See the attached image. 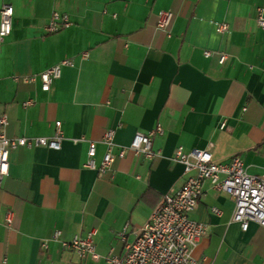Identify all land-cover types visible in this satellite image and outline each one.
I'll return each instance as SVG.
<instances>
[{
	"label": "crops",
	"instance_id": "obj_1",
	"mask_svg": "<svg viewBox=\"0 0 264 264\" xmlns=\"http://www.w3.org/2000/svg\"><path fill=\"white\" fill-rule=\"evenodd\" d=\"M4 4L13 16L0 41V117L7 120L0 134L52 138L59 122L63 140L59 151L9 152L0 184V264H106L123 251L120 234L131 243L161 199L184 183L178 147L210 145L213 162L237 157L264 181V30L256 24L264 0H0V9ZM165 11L173 13L168 36L155 28ZM53 13L69 25L47 34ZM222 23L225 34L216 32ZM204 51L226 59L219 64ZM63 60L72 66L43 92L39 75ZM157 127L163 134L152 137V160L127 150L135 134ZM108 130L112 154L127 150L124 157L103 173L87 169L88 143L96 145L98 165ZM233 211L228 196L203 184L189 215L207 228L192 251L197 264H264V228L249 223L242 231ZM91 230L98 260L62 247Z\"/></svg>",
	"mask_w": 264,
	"mask_h": 264
},
{
	"label": "built area",
	"instance_id": "obj_2",
	"mask_svg": "<svg viewBox=\"0 0 264 264\" xmlns=\"http://www.w3.org/2000/svg\"><path fill=\"white\" fill-rule=\"evenodd\" d=\"M13 8L4 4L0 9V41L11 33V21ZM173 19L170 11L161 12L157 16L156 30L169 35V28ZM256 24L264 30V13L262 9L256 10ZM69 25L67 16L53 13L45 26L47 34H54L61 28ZM216 32L225 34L228 32L226 24H216ZM218 55V63L223 64L226 56L204 51L206 58ZM70 60H63L48 68L39 75L41 90L47 92L53 81L59 79L61 69L71 67ZM24 83H30L33 78H24ZM14 82L18 79L14 78ZM31 101L25 102L23 107H28ZM7 123L6 117H0V128ZM223 125H221L222 127ZM56 132L52 138H14L7 139L0 134V184L8 174L9 152L18 148H47L59 151L63 137L60 131V123H55ZM163 134L157 127L152 134L143 135L137 133L132 138L127 150L135 156H143L146 160L155 157L151 147L154 135ZM114 131L108 130L102 138V144L106 147L100 163L96 165V145L88 143L87 162L85 167L98 173L105 172L114 161V158H123L127 150H119L112 154ZM174 159L183 167L184 183L181 187L171 190L152 211L147 222L134 233V240L126 243L125 234H120V240L124 243L123 251L119 255H108L106 264H197L192 257V251L200 239L207 232L206 226L189 219L203 194V184L208 183L217 193L228 196L234 203L232 222L240 225L242 231H246L249 223H255L264 228V181L247 173L241 160L233 157L228 163L219 164L212 161V146L208 145L201 150L185 151L178 147L175 150ZM218 215L217 210H212ZM8 223L10 222L7 219ZM96 231L91 230L84 236L73 237L69 242L62 243V247L71 250L81 258L98 260L95 252L94 238ZM60 237L59 232L52 236L53 241ZM46 249V244L42 245Z\"/></svg>",
	"mask_w": 264,
	"mask_h": 264
}]
</instances>
